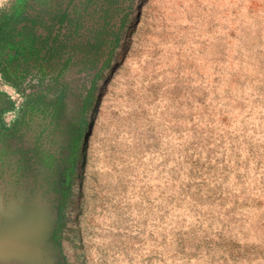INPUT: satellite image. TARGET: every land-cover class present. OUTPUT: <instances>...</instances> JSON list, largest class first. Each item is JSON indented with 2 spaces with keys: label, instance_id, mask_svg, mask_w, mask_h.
<instances>
[{
  "label": "rangeland",
  "instance_id": "374dc122",
  "mask_svg": "<svg viewBox=\"0 0 264 264\" xmlns=\"http://www.w3.org/2000/svg\"><path fill=\"white\" fill-rule=\"evenodd\" d=\"M42 1L0 8L41 31ZM141 4L78 165L59 264H264V0Z\"/></svg>",
  "mask_w": 264,
  "mask_h": 264
},
{
  "label": "flooded vegetation",
  "instance_id": "af4514ba",
  "mask_svg": "<svg viewBox=\"0 0 264 264\" xmlns=\"http://www.w3.org/2000/svg\"><path fill=\"white\" fill-rule=\"evenodd\" d=\"M35 18L26 21L7 6L0 8V82L6 86H0V204L4 213L14 204L52 214V241L61 263L60 236L75 175L52 149L42 94L61 67L44 77L52 40L45 43L50 32L41 20L37 30ZM59 29L56 23L55 31Z\"/></svg>",
  "mask_w": 264,
  "mask_h": 264
},
{
  "label": "trees",
  "instance_id": "16d2710c",
  "mask_svg": "<svg viewBox=\"0 0 264 264\" xmlns=\"http://www.w3.org/2000/svg\"><path fill=\"white\" fill-rule=\"evenodd\" d=\"M67 1H42L41 22L50 32L45 43L52 40L46 46L44 77L50 72L55 74V66L61 67L49 80L42 98H46L52 145L54 141L59 156L76 177L79 162L87 163V139L103 98L110 91L109 75L113 77L121 64L117 54L127 36L136 31L144 6L139 5L135 24H131L139 0H87L75 16L70 10L75 0ZM88 17L89 30H83ZM56 23L60 26L58 32Z\"/></svg>",
  "mask_w": 264,
  "mask_h": 264
},
{
  "label": "water",
  "instance_id": "95a60500",
  "mask_svg": "<svg viewBox=\"0 0 264 264\" xmlns=\"http://www.w3.org/2000/svg\"><path fill=\"white\" fill-rule=\"evenodd\" d=\"M0 264H59L52 241V214L32 207L10 205L1 212Z\"/></svg>",
  "mask_w": 264,
  "mask_h": 264
},
{
  "label": "bare ground",
  "instance_id": "6f19581e",
  "mask_svg": "<svg viewBox=\"0 0 264 264\" xmlns=\"http://www.w3.org/2000/svg\"><path fill=\"white\" fill-rule=\"evenodd\" d=\"M141 4V0H139L138 1V3H137V9H136V11L134 12V15H133V22L132 23H134L135 24V20H136V18H137V14H138V6ZM110 74V73H109Z\"/></svg>",
  "mask_w": 264,
  "mask_h": 264
}]
</instances>
